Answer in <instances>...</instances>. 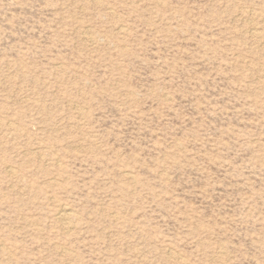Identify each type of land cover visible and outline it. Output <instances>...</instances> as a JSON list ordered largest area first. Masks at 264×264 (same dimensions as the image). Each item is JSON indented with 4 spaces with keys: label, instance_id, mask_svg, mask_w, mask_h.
Wrapping results in <instances>:
<instances>
[{
    "label": "rangeland",
    "instance_id": "obj_1",
    "mask_svg": "<svg viewBox=\"0 0 264 264\" xmlns=\"http://www.w3.org/2000/svg\"><path fill=\"white\" fill-rule=\"evenodd\" d=\"M0 264H264V0H0Z\"/></svg>",
    "mask_w": 264,
    "mask_h": 264
},
{
    "label": "bare ground",
    "instance_id": "obj_2",
    "mask_svg": "<svg viewBox=\"0 0 264 264\" xmlns=\"http://www.w3.org/2000/svg\"><path fill=\"white\" fill-rule=\"evenodd\" d=\"M122 32V31H121ZM90 36V35H89ZM129 175V174H128ZM65 208V207H63ZM58 219L66 226L69 224L67 223L70 219H71V215L68 211H66L65 209H62L58 214ZM68 229V228H66Z\"/></svg>",
    "mask_w": 264,
    "mask_h": 264
}]
</instances>
